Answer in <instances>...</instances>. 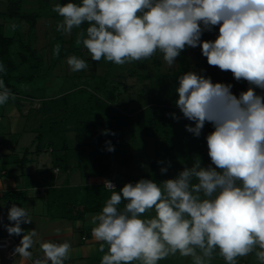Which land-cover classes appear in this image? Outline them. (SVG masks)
Instances as JSON below:
<instances>
[{"label": "clouds", "instance_id": "obj_1", "mask_svg": "<svg viewBox=\"0 0 264 264\" xmlns=\"http://www.w3.org/2000/svg\"><path fill=\"white\" fill-rule=\"evenodd\" d=\"M52 10L62 17L57 32L70 36L88 25L75 43L93 61L123 66L159 51L172 66L187 47L199 46L210 66L249 84L237 97L231 84L192 71L179 77L175 106L195 125L186 130L199 137L205 123L214 127L206 137L211 164L204 167L196 158L162 184L142 178L117 191L107 181L110 199L92 218V236L103 242L99 250L108 245L100 264H158L177 253L191 264H211L217 251L225 264L249 254L264 264V96L255 91L264 90V0H80ZM217 26L215 40H201ZM59 52L56 44L53 55ZM66 62L72 72L89 69L76 55ZM9 99L15 94L0 79V106ZM150 211L155 215L143 218ZM8 220L10 235L24 233L14 254L30 259L37 233L21 227L32 223L27 208L13 204ZM40 249L43 258L34 264H65L71 244L46 241Z\"/></svg>", "mask_w": 264, "mask_h": 264}, {"label": "trees", "instance_id": "obj_2", "mask_svg": "<svg viewBox=\"0 0 264 264\" xmlns=\"http://www.w3.org/2000/svg\"><path fill=\"white\" fill-rule=\"evenodd\" d=\"M5 1L0 17L17 18L19 22H25L28 29L26 36H23L17 30L18 24H15L13 34L7 35L4 24L0 22V64L6 70L0 72V79H3L16 97L0 106V117L5 115L8 105L21 111L24 100L38 101L37 107L31 106L34 113L39 115L37 126L31 129L35 134V153L50 148L53 167L62 172H79L83 178L109 177L113 161L122 166L131 164L134 158L131 151L133 144L127 135L138 132L154 142L153 153L148 170L128 178L133 183L143 178L158 184L167 175V171L161 172L162 168L168 169L170 165L176 164V169L179 170L197 158L204 137L202 134L196 137L186 130L185 126H193L192 123L177 124L174 117L181 112L175 106L178 94L174 88L166 99L153 95L148 103L131 113L122 112L120 105L116 103L119 101L116 86L110 80V72L94 77L89 87L74 85L64 93L48 95L50 88L46 84L47 77L51 75L55 64L70 52L62 46L61 35L55 36L50 43L49 65L45 67L40 52L33 46V34L38 19L60 16L52 10L49 0H36L37 7L28 11L24 9V4L31 0ZM68 2L79 4L80 0H63L62 4ZM87 26L82 25L78 32L85 30ZM76 37L77 35L71 38L70 42L77 47L80 45L75 43ZM56 44L60 45L58 56L53 55ZM186 50L187 48L179 56L178 69L168 75L177 82L180 76L187 73ZM130 74L136 75L134 72ZM25 116L29 118L28 114ZM110 147L114 151H109ZM179 153L185 156L173 162L172 157ZM25 159L26 155L19 159L21 165L25 164ZM53 167L39 170L35 176L30 177L31 185L46 187V205L50 217L78 221L87 213L102 211L112 190L105 188L102 183L70 185L66 181L60 186H54ZM124 185L116 180L115 189L119 191ZM23 194V191H18L15 196L20 200ZM11 204L19 207L17 200H13ZM12 205H9L10 208ZM123 207L124 203H121L120 208Z\"/></svg>", "mask_w": 264, "mask_h": 264}, {"label": "rangeland", "instance_id": "obj_3", "mask_svg": "<svg viewBox=\"0 0 264 264\" xmlns=\"http://www.w3.org/2000/svg\"><path fill=\"white\" fill-rule=\"evenodd\" d=\"M51 6H54L57 3L63 2V0H49ZM6 1L0 0V12L4 11ZM37 7L36 0H31L28 3L24 4V9L34 10ZM62 20V17H43L37 20L35 31L33 34V46L40 52V55L43 59V66L49 65V60L51 57L50 52V43L53 38L57 35L62 37V46L66 51L70 53L68 56L58 63L55 64L51 71V75L47 77L46 84L49 86L50 91L48 95L54 96L64 93L68 88H72L74 85L89 87L93 83V78L96 76H103L107 72H110V80L113 85L116 86V97L119 102H116L120 105L122 112L131 113L135 112L142 106V104L148 103L150 98L153 95L159 96L161 99H166L169 96L171 90L176 89L179 84L173 77H168V75L174 73L180 63V57L176 59V63L172 66H168L163 60V54L159 51L150 58L142 61L132 62L130 64H125L123 66H118L113 62H108L103 58L99 61H93L88 50L81 44L80 46H75L70 42V39L75 37L78 33V29H74L72 35H65L61 32L56 31V25L59 21ZM0 22L4 24L5 33L7 35H12L14 29L12 25L18 24V31L23 36H26L28 25L25 22H19L17 18L8 19L0 17ZM219 29L218 26L214 27L211 32L205 31L202 34L201 40H215L218 35ZM71 55H76L89 64L88 70H82L78 72H72L67 64V58ZM185 64L187 72L192 71L199 75H204L212 80L213 83H223L232 85V93L237 97L243 91H246L249 87V84L246 81L237 82L233 74L230 71H222L218 67L210 66L207 63L206 57L202 55L201 48L199 46L192 48L187 47L185 52ZM131 72L136 73L130 74ZM175 86V87H174ZM256 93L264 96V90L255 89ZM32 102V103H31ZM31 106L37 107V100H24L21 112L23 114H28L29 118L26 123V127L33 129L37 126L38 113H34V109ZM17 108L13 105L6 107L5 113L12 111L13 114H17ZM29 110V111H28ZM179 119H176L177 124H183L184 122L192 123L193 127L195 126L193 122L185 119L183 114L178 115ZM214 131V127L211 123L204 125V128L201 131V134L204 137L202 145H200V154L197 158H200L201 164L204 167H207L211 164V160L208 156V147L206 137ZM129 141L132 142V152L134 158L130 165L122 166L116 161L112 162V171L109 177H88L83 178L79 172H73L72 179L74 184L83 185L87 183H102L110 181L116 186V180L122 184L133 183L128 176H137L144 171L148 170L149 163L151 161V156L153 153V141L138 132H131L130 135H127ZM31 138V135H30ZM23 144H28L29 139H22ZM185 155L179 153L172 157V161L176 162L177 160L183 158ZM190 157V156H189ZM193 161L187 163L181 167V169H176L175 165H170L167 169V175L160 182L168 179L175 178L179 172H181L185 166L191 167ZM143 218H151L155 215L154 211L146 212L142 214ZM175 258V256H173ZM172 256H169L161 261L158 264H164L167 260H170L172 263ZM166 260V261H165ZM138 263V262H137ZM136 264V262H133Z\"/></svg>", "mask_w": 264, "mask_h": 264}, {"label": "crops", "instance_id": "obj_4", "mask_svg": "<svg viewBox=\"0 0 264 264\" xmlns=\"http://www.w3.org/2000/svg\"><path fill=\"white\" fill-rule=\"evenodd\" d=\"M27 120L28 118L19 110L17 114L8 111L0 117V235L8 233L6 226L13 225V222L8 220V211L13 200H17L19 207L27 208L32 220V223L21 224V227L24 232L35 230L37 236L34 240L37 242L29 249L32 253L30 259L17 255L13 262H4V264H30L35 258H43L41 242L63 243L65 240L71 244L70 258L65 264H100L102 256L108 251V245L105 244V251L101 252L99 249L103 242L96 241L92 236L94 227L92 218L99 213H87L78 221L52 218L48 215L46 205V187L31 185V175L35 176L39 170L53 167V153L50 148L38 153L34 152L35 134L26 127ZM23 138L29 139L30 142L23 144ZM26 149L28 153L25 154ZM24 155L26 161L21 165L19 159ZM52 172L55 176L54 186H60L66 181L70 185H76L72 179L73 172H62L57 167H53ZM18 191L24 193L20 200L15 196ZM23 234L19 236L12 234V236L20 244ZM172 259V263L170 260H165L164 264H191L190 257H181L179 253ZM211 264H225L218 251ZM238 264H257V262L254 254H249L238 258Z\"/></svg>", "mask_w": 264, "mask_h": 264}, {"label": "built area", "instance_id": "obj_5", "mask_svg": "<svg viewBox=\"0 0 264 264\" xmlns=\"http://www.w3.org/2000/svg\"><path fill=\"white\" fill-rule=\"evenodd\" d=\"M104 182L105 188L109 189ZM115 186V184L113 183ZM19 245L17 240L10 234L6 233L0 235V264L4 262L11 263L15 260L17 255H15V248ZM37 258L33 259L30 264H34Z\"/></svg>", "mask_w": 264, "mask_h": 264}]
</instances>
